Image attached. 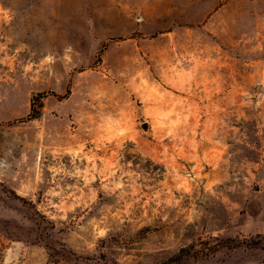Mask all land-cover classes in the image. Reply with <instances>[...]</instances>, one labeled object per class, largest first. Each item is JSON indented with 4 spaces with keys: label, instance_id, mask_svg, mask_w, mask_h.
<instances>
[{
    "label": "rangeland",
    "instance_id": "rangeland-1",
    "mask_svg": "<svg viewBox=\"0 0 264 264\" xmlns=\"http://www.w3.org/2000/svg\"><path fill=\"white\" fill-rule=\"evenodd\" d=\"M0 264H264V0H0Z\"/></svg>",
    "mask_w": 264,
    "mask_h": 264
},
{
    "label": "trees",
    "instance_id": "trees-1",
    "mask_svg": "<svg viewBox=\"0 0 264 264\" xmlns=\"http://www.w3.org/2000/svg\"><path fill=\"white\" fill-rule=\"evenodd\" d=\"M212 248H213V249L215 248L214 250H216L217 246H215V247H212Z\"/></svg>",
    "mask_w": 264,
    "mask_h": 264
}]
</instances>
